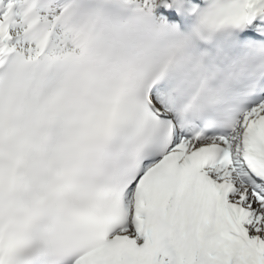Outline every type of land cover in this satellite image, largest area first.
<instances>
[{"label": "snow or ice", "instance_id": "1", "mask_svg": "<svg viewBox=\"0 0 264 264\" xmlns=\"http://www.w3.org/2000/svg\"><path fill=\"white\" fill-rule=\"evenodd\" d=\"M0 264H264V0H0Z\"/></svg>", "mask_w": 264, "mask_h": 264}]
</instances>
